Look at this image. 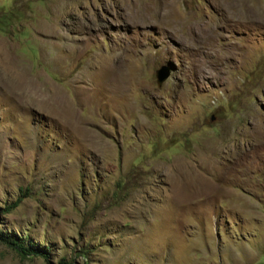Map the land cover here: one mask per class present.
Returning <instances> with one entry per match:
<instances>
[{
    "label": "rangeland",
    "instance_id": "obj_1",
    "mask_svg": "<svg viewBox=\"0 0 264 264\" xmlns=\"http://www.w3.org/2000/svg\"><path fill=\"white\" fill-rule=\"evenodd\" d=\"M0 232L51 264H264V0H0Z\"/></svg>",
    "mask_w": 264,
    "mask_h": 264
},
{
    "label": "trees",
    "instance_id": "obj_2",
    "mask_svg": "<svg viewBox=\"0 0 264 264\" xmlns=\"http://www.w3.org/2000/svg\"><path fill=\"white\" fill-rule=\"evenodd\" d=\"M0 241L12 248L23 259L30 256H39L46 262V264H51L47 251L44 249L29 247L19 237L4 235L2 232H0ZM57 264L69 263L64 260H60Z\"/></svg>",
    "mask_w": 264,
    "mask_h": 264
},
{
    "label": "water",
    "instance_id": "obj_3",
    "mask_svg": "<svg viewBox=\"0 0 264 264\" xmlns=\"http://www.w3.org/2000/svg\"><path fill=\"white\" fill-rule=\"evenodd\" d=\"M169 75V68L166 65H162L157 71H156V82L157 85L160 86L165 79Z\"/></svg>",
    "mask_w": 264,
    "mask_h": 264
}]
</instances>
